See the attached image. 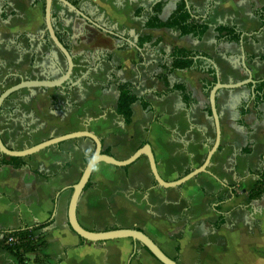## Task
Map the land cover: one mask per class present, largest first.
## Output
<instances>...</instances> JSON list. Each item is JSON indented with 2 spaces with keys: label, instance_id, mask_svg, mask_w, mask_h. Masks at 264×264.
Returning <instances> with one entry per match:
<instances>
[{
  "label": "crops",
  "instance_id": "crops-1",
  "mask_svg": "<svg viewBox=\"0 0 264 264\" xmlns=\"http://www.w3.org/2000/svg\"><path fill=\"white\" fill-rule=\"evenodd\" d=\"M78 1V9L92 21L124 37L102 32L55 3L57 28L70 38L71 81L63 89H29L11 96L0 114L3 143L22 151L89 132L99 138L103 153L118 161L149 144L165 182L200 168L215 141L209 103L215 73L201 60L204 64L194 71L172 74L167 87L157 78L159 65L179 47L211 59L221 83L237 84L248 78L243 52L256 85L264 81V0H165L162 21L181 1L204 19L210 15L211 29L202 39L145 28L148 15L136 17L137 10L160 0ZM231 25L243 33V47L217 41L214 29ZM146 36L162 42L141 49L132 39ZM47 37L45 0H0V95L21 81L61 77L66 61ZM113 75L137 87L139 100L129 125L117 114L119 90ZM176 85L188 88L189 104L181 92L165 95ZM216 106L221 143L207 173L166 189L155 181L147 157L124 168L99 164L79 200V224L91 232H143L178 264H264V198L248 199L264 175V104L255 108L249 85L221 90ZM89 149L95 151L89 139L70 140L20 158V167L2 165L0 232L49 224L43 231L45 247L29 255L27 264H161L131 239L91 243L70 228L73 187L88 163ZM0 264L19 262L0 248Z\"/></svg>",
  "mask_w": 264,
  "mask_h": 264
},
{
  "label": "water",
  "instance_id": "water-1",
  "mask_svg": "<svg viewBox=\"0 0 264 264\" xmlns=\"http://www.w3.org/2000/svg\"><path fill=\"white\" fill-rule=\"evenodd\" d=\"M55 0H45V34H48V37L50 39V42L52 46L63 55L65 61H66V69L64 73L55 80H45V81H21V83L5 90L0 95V114L3 108V105L5 102L16 93H19L23 90H31V89H63L65 85H67L72 78L73 71H74V60L71 55V53L61 44V42L58 40L52 23V6L53 2ZM61 3H63L68 8L72 9L74 12H76L80 18L85 20L86 24H90L93 27L97 28L98 30L105 32L110 35H115L114 31L107 30L105 27L101 26L99 24V21H92L90 17H88L86 14H84L82 11H80L78 8L73 7L70 3H68L65 0H58ZM118 38H123V35H115ZM125 40V39H124ZM243 40L244 35L242 36V39L240 41L241 47H243ZM131 47L139 50L138 46L130 41L125 40ZM242 64L243 69L245 70L248 78L245 81H242L237 84H223L220 80L219 71L217 69V66L214 64V62L211 59L199 56L195 60L200 61L204 60L206 63H208L215 72L216 77V84L210 91L209 95V103H210V109L212 118L215 125V141L211 147V149L208 152V155L206 157V160L204 164L195 170H192L191 173L183 177L182 179L176 181V182H165L161 178L158 172L157 163L155 160V156L153 154L152 148L149 144L143 146L140 150H138L132 157H130L126 161H118L113 156L105 155L103 153V145L99 138H97L95 135L89 133V132H77L72 133L68 135H64L58 138L51 139L49 141H45L37 146H33L32 148H28L22 151H15L12 149H9L2 141L1 135H0V154L7 157V158H14V159H20V158H27L30 157L46 148L60 145L66 141L70 140H76V139H89L91 140L95 145V153L99 155L100 163L99 164H106L114 167L124 168L127 166H130L134 164L136 161H138L141 157H147L151 173L155 179V181L162 187L166 189H175L177 187H181L183 184L189 182L192 179H195L197 176L207 173V169L209 168L213 157L218 152L220 148L221 143V124H220V117L217 112V106H216V98L217 94L221 90H235L242 87L251 86V97L254 99L255 94V81L252 79L251 72L247 68L245 63V54L242 52ZM93 173V170L88 166V163L86 164V167L83 171V174L79 180V182L73 187V194L71 197V201L69 204L68 209V221L70 228L72 231L81 239L91 242V243H101V242H107L112 240H121V239H131L134 242H137L141 244L159 263L161 264H178L177 262L171 260L169 257H167L161 249L143 232L137 231V230H131V229H118V230H112V231H105V232H91L88 230H85L78 222L77 219V207L79 200L87 187L89 180L91 178V175Z\"/></svg>",
  "mask_w": 264,
  "mask_h": 264
},
{
  "label": "trees",
  "instance_id": "trees-1",
  "mask_svg": "<svg viewBox=\"0 0 264 264\" xmlns=\"http://www.w3.org/2000/svg\"><path fill=\"white\" fill-rule=\"evenodd\" d=\"M70 3L73 7L78 8L80 2L78 0H65ZM55 3H58L62 9H66L69 12H73L72 9L65 6L58 0L53 2L52 6V23L55 34L61 44L69 51L70 50V38H65V35H61L57 28L59 21V16L55 7ZM166 6L165 0H160L158 3L147 5L136 12V17H140L144 14L148 15V19L145 25L147 29H173L180 33L181 36L192 35L197 39H202L207 32L211 29L209 23L210 15L208 18H202L197 15L187 2L181 1L172 15L166 20L162 21L160 15ZM78 15L76 12H74ZM260 15V13H258ZM64 20L63 23H66ZM217 33L218 42H228L239 44L243 33L235 25L231 26H220L214 29ZM69 34V33H68ZM70 35V34H69ZM132 36V35H131ZM71 37V36H70ZM47 37V42L50 45V41ZM137 42L139 48L143 49L145 45L151 48H156L161 44V40H153L150 37H134L132 38ZM199 57L198 53L193 51H188L183 48L174 47L170 51L168 58L165 59L159 65V74L157 78L161 80L167 87L168 78L176 73L182 71H194L196 67L202 66L204 63L196 61L195 59ZM261 61L264 62V51L260 56ZM253 60V59H249ZM142 59H139V62ZM119 72V70L117 71ZM212 75H214V70L210 69ZM62 74V73H61ZM214 77V76H213ZM113 79L118 82L119 99L117 106V114L123 118L125 125H129L132 121L133 110L132 107L138 102L139 98L136 96V86L130 82H122L117 75H113ZM216 81V80H215ZM215 82L210 85V90L214 87ZM171 92H181L183 95L185 103L190 102V92L186 86L176 85L173 88L165 92L168 95ZM255 97L253 103L257 109L261 104H264V81L259 82L254 90ZM247 115V113H245ZM249 150H247L248 152ZM109 155V152H105ZM2 158L4 160H2ZM4 164H12L15 167H20L23 164V159H10L9 161L0 155V167ZM264 198V175H259L258 181L248 196L250 201H258ZM49 224L47 225H35L33 227H24L17 231H2L0 232V248L7 251L10 255L14 256L19 264H27L28 256L31 254H36L40 252L46 245L43 232ZM12 239V242L9 240Z\"/></svg>",
  "mask_w": 264,
  "mask_h": 264
},
{
  "label": "clouds",
  "instance_id": "clouds-1",
  "mask_svg": "<svg viewBox=\"0 0 264 264\" xmlns=\"http://www.w3.org/2000/svg\"><path fill=\"white\" fill-rule=\"evenodd\" d=\"M86 158L88 161V166L93 170L97 171L99 169L100 158L97 153L89 149L86 153Z\"/></svg>",
  "mask_w": 264,
  "mask_h": 264
},
{
  "label": "built area",
  "instance_id": "built-area-1",
  "mask_svg": "<svg viewBox=\"0 0 264 264\" xmlns=\"http://www.w3.org/2000/svg\"><path fill=\"white\" fill-rule=\"evenodd\" d=\"M12 241H13L12 239L9 240V242H12Z\"/></svg>",
  "mask_w": 264,
  "mask_h": 264
}]
</instances>
